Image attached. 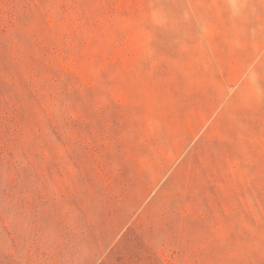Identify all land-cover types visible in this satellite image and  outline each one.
<instances>
[{"label": "rangeland", "instance_id": "rangeland-1", "mask_svg": "<svg viewBox=\"0 0 264 264\" xmlns=\"http://www.w3.org/2000/svg\"><path fill=\"white\" fill-rule=\"evenodd\" d=\"M0 264H264V0H0Z\"/></svg>", "mask_w": 264, "mask_h": 264}]
</instances>
